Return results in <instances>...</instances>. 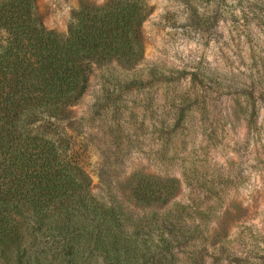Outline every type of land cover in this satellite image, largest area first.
<instances>
[{"label": "rangeland", "instance_id": "374dc122", "mask_svg": "<svg viewBox=\"0 0 264 264\" xmlns=\"http://www.w3.org/2000/svg\"><path fill=\"white\" fill-rule=\"evenodd\" d=\"M109 1L34 0L33 11L64 35L74 12ZM141 1L143 61L95 66L87 93L41 132L81 147L96 197L175 233L178 264H264V0ZM134 176L180 191L142 208Z\"/></svg>", "mask_w": 264, "mask_h": 264}, {"label": "trees", "instance_id": "16d2710c", "mask_svg": "<svg viewBox=\"0 0 264 264\" xmlns=\"http://www.w3.org/2000/svg\"><path fill=\"white\" fill-rule=\"evenodd\" d=\"M33 2L0 3V264H178L175 233L147 230L116 197H96L81 147L41 132L87 93L95 66L143 61L150 11L141 0L84 5L62 35L45 29ZM132 183L142 208L180 191L175 179Z\"/></svg>", "mask_w": 264, "mask_h": 264}]
</instances>
